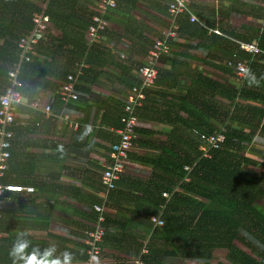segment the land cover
Here are the masks:
<instances>
[{
	"label": "crops",
	"instance_id": "1",
	"mask_svg": "<svg viewBox=\"0 0 264 264\" xmlns=\"http://www.w3.org/2000/svg\"><path fill=\"white\" fill-rule=\"evenodd\" d=\"M29 1L40 8L39 0ZM167 1L119 0L117 6L107 13L108 28L101 36L100 46L96 47L97 51L93 53L89 63H86L84 71L89 66L91 69L83 72L76 82V90L80 94L77 101L63 104L57 98L56 89L65 76H46L56 85L53 88H36L33 96L36 94L34 97L39 100V107L28 104L27 97H23L16 113L15 125L20 127L13 136L15 142L10 164L11 177L25 182L22 183L24 185L32 186L33 190L8 194L2 222L3 237H0V264H30L33 260L36 264H57V261L59 264H65V261L67 264L85 263L87 255L83 239L96 219L92 204L101 201L103 188L99 180L100 174L109 159L110 144L118 138L112 129L119 127L118 116L130 87L128 78L131 77V69L128 64L146 63L149 44L160 37L167 26ZM96 2L74 0L73 10L61 3L52 2L51 9L62 15L71 14L74 22H83L85 17L93 13ZM190 10L200 22L179 24L180 29L190 32L203 27L208 37L216 35L214 29L225 32L233 30L243 37H249L256 29H260L251 41L257 42L264 49V0H190ZM50 18L48 37L40 44L35 55L39 60L52 54L45 46L51 41V37H60L62 27H66L62 16L54 14ZM68 26L69 34H72L76 27L74 23ZM82 31L87 38L86 29ZM180 39L183 40L182 36ZM185 40L181 49L172 44L174 62H177L175 66L179 67L180 72L183 71L178 75L177 84L169 81L174 86L167 83V87H164V82L159 81L162 85H157V89L171 94L183 91L186 88L184 86L190 84L192 79L190 73L198 71L220 85L236 86V89L243 85L244 78H235L224 64L226 58H234H219L221 47L219 50L217 45L212 44L216 55L210 58L206 56L205 48L200 51L197 47H185L186 44L197 43L194 34L188 35ZM57 44L65 46L62 41ZM243 50L249 56L239 58L248 65L251 54L246 49ZM60 52L57 57L64 62L67 53L64 50ZM71 58L74 64L81 60L76 55ZM99 61L102 65L98 64ZM90 62L97 64L90 65ZM170 64L168 59L159 63V67H164L159 70H167ZM58 69L59 67L53 66L52 70L57 74ZM247 87L252 91L257 89L255 85ZM210 93L214 100L223 104L230 103L216 91L210 90ZM164 98L159 93H152L148 99L149 105L139 110L142 112L139 113L138 139L128 155L125 171L117 188L113 194L107 195V229L102 241L101 264L132 262L149 238V223L141 220V210L146 209L149 203L142 204L139 201L143 198L140 188L143 183L160 173L154 168L157 161L154 157L165 147L166 136L172 124L164 114V109H167ZM33 101L32 99L31 102ZM236 102L241 107V117H245L247 109L252 105L264 109V101L250 96L238 95ZM46 104L51 106L50 113L43 110ZM74 121L80 122L76 129L73 128ZM176 125L180 128V124ZM236 127L251 134L241 154L252 161H245L243 165L264 173V132L256 125L243 123L241 120H236ZM246 203L249 204V199H246ZM20 241L25 246L13 253L14 245ZM141 242L143 244L140 246ZM234 243L236 245V238ZM67 254H71L70 260ZM212 258L214 264L227 263L220 249L212 253ZM188 263L189 258L179 255L169 256L163 262ZM201 263L208 264L209 261L203 260Z\"/></svg>",
	"mask_w": 264,
	"mask_h": 264
},
{
	"label": "trees",
	"instance_id": "2",
	"mask_svg": "<svg viewBox=\"0 0 264 264\" xmlns=\"http://www.w3.org/2000/svg\"><path fill=\"white\" fill-rule=\"evenodd\" d=\"M52 2L61 3L67 8L74 9V0H50V6L47 7L46 12L50 15L62 16L66 21V27H62L60 37H51V41L45 46L47 50H51L52 54L43 59L44 61L39 60L35 55L30 60L22 61L15 76L20 81L17 88L22 94L17 109L24 96L27 97L26 102L28 104L31 103L32 99L36 100L34 97L36 94L34 96L33 94L37 87L53 88L56 85L55 82L46 78L47 75L61 78L66 76L69 71H74L75 64L71 56L76 55L80 59L84 58L85 62L89 63L91 56L97 51L96 47L100 46L98 44L102 38L101 36L108 28L107 24L106 28L99 30L100 37L97 39L98 41L88 44L86 35L82 30L87 29L89 24H95L91 20V15L85 17L84 21L82 20L83 22H74L71 20V14L65 13V15H62L57 10L51 9ZM118 2L119 0H115L114 6H106L101 16L107 20V13L115 8ZM38 9L37 5L29 0H0L1 93L10 85L8 70L19 57L17 40L32 27V13ZM94 12L95 8H93ZM169 18L170 15L167 9V26L160 37H157L169 45V51L164 52L154 60L153 63L157 69L156 78L150 87L144 88V90L146 89V98L143 107L149 105L148 99H150L152 93L161 94L167 102H163V104H167V109H164L166 120L172 124L166 136L165 147L154 157V159H157L154 168L159 170L161 174H155L149 182L143 183L140 188L143 198H140L139 201L142 204L149 203L146 209L142 208L141 210L143 214L141 220H147L149 228H151L146 242L147 252L142 253L140 257L144 264H163L165 258L176 255L189 258L188 264H203L201 263L203 260H208V264H214L212 253L216 249H220L224 253L227 263L217 264H261L260 258L264 257V173H258L246 164L243 165L245 161H252L249 157H244L241 154L242 148L250 140L251 134L237 128L236 120L254 124L264 132V117H262L264 109L252 105L247 109L245 117H241L239 115L241 107L236 102V98L238 95H244L264 101V49L259 44L262 52L257 58L250 56L248 71L244 77L243 85L239 89H236V86L220 85L198 70V72L190 73L192 79L190 84L184 86L186 88L183 91H176L171 94L157 89V85H162L159 81L164 82V87H167L169 81L171 83L175 82L176 85L178 75L183 72L182 69V72H180L179 67L175 66L177 62H174L172 44L180 46L181 49L184 46L183 42L186 41L185 38L194 34L197 43L194 45L186 44L185 47H197L200 51L205 48L207 49L206 56L210 58L216 55L212 44L217 45L219 50L221 47L222 53L219 58L226 56L234 58V60L226 58L224 64L235 77L233 70L237 58L241 60L239 57L249 56L240 46L241 42L251 41L253 35L256 36L260 29H256L255 33L249 37H243L233 30L227 32L219 30V33H216L215 36L208 37L206 29L203 27L190 32L185 28V30L179 28V24H189V15L185 12L177 15V34L171 36L166 34L170 24ZM70 23H74V27H76L72 34H69L67 29ZM185 33H188L187 36ZM181 36L183 40L180 39ZM58 41H62L65 46L60 47L57 44ZM43 42L44 40L37 44V49ZM149 47L145 64H134L133 62L128 64L131 69V77L128 78L130 87L141 84V78L137 74L138 67L149 63ZM62 50L67 53V56H64V62L59 61L57 57V54L61 53ZM167 59L171 61L170 66L167 70L160 71L159 68L164 67H159V63H163ZM100 61L98 64L102 65ZM93 64L95 65L97 62H90V65ZM53 66L59 67L57 74L53 72ZM85 67L86 65L82 68L83 71L78 78L82 76L83 72H88L91 69L89 66L84 71ZM132 79H134V82L131 83ZM170 84L168 83V85ZM247 85H250V87L255 85L256 91H252ZM170 86H174V84ZM210 90L223 95L230 103L223 104L214 100ZM72 101L61 102L68 104ZM45 106L43 108L45 113H50L51 109L46 110ZM151 108L155 107L151 106ZM120 115L121 113L118 116L119 126L122 123ZM15 124L16 116L14 122L10 125L13 136L14 132L20 127ZM176 124H180V128ZM138 128L139 125L136 127L137 131ZM217 132L223 134V140L217 141L215 146L206 142L205 149H202L200 144L205 140H201L200 135L207 136L210 133ZM137 139L138 137L135 138V141ZM14 142L12 137L11 146L8 147L9 152L11 151L7 159L8 166L0 180L22 184L25 182L11 177L10 164L14 152ZM184 165H189L190 168L185 169ZM122 175L123 172L115 180V186L108 191V194L114 193ZM185 177H187L186 181H184ZM101 186L104 190V186L102 184ZM175 186H177V190H174ZM163 190L168 191L169 196H163ZM12 192L21 191H9L7 192V198L8 194ZM145 194L151 195L146 197ZM246 199H249V204L246 203ZM161 205H165L163 209ZM5 209L6 207L2 210V217L0 218L1 230ZM159 211L164 222L152 226L153 222L150 220V215ZM1 237H3V234ZM235 238L245 248L235 245ZM142 244V242L139 243L140 246ZM126 264L130 263L126 262Z\"/></svg>",
	"mask_w": 264,
	"mask_h": 264
},
{
	"label": "built area",
	"instance_id": "3",
	"mask_svg": "<svg viewBox=\"0 0 264 264\" xmlns=\"http://www.w3.org/2000/svg\"><path fill=\"white\" fill-rule=\"evenodd\" d=\"M39 10L32 13L31 21L32 27L23 33L17 40V47L19 50V57L15 60L8 70V85L3 93L0 94V179L5 173V169L8 166L7 159L10 156L8 147L11 146V140L13 137V130L10 129V125L14 122L17 105L21 101L22 94L17 88L20 85V81L15 77L19 70L22 61L30 60L32 56L37 54V44L48 37V32L51 27L50 15L46 12L47 7L50 6V0H39ZM114 6L115 0H98L94 5L95 12L91 14V20L95 24H89L86 29L88 44L97 42L100 37L99 30L106 28L108 21L102 17V11L106 6ZM167 9L170 15L169 27L166 30V34L175 36L178 30V23L176 22L177 15L179 13H188L189 20L191 22L198 21V17L190 10V0H168ZM216 33L219 30L214 29ZM240 46L250 52L252 58H257L262 52V48L257 42L243 41ZM169 45L161 40L155 38L150 44L148 54L150 61L147 65L139 66L137 74L141 78V84L139 86L132 85L129 87L124 104L122 106V112L120 115L121 126L112 129L118 136L117 140L110 144L108 152V161L105 163L104 168L100 174V183L104 186L102 195L100 196L101 201L94 202L92 209L96 213V219L91 229L86 232L84 236V242L86 244V259L84 264H101L103 262L102 253V241L106 233V203L108 191L115 186V180L119 178L122 172L125 171L126 161L128 159V152L132 150L135 145V138L138 137L136 127L139 125V110L143 107L145 102V90L153 84L154 79L157 75V69L153 63L164 52L169 51ZM86 62L81 59L75 62V70L70 71L66 74L64 80L60 82L56 89L57 98L63 102L76 101L79 99L80 94L76 90V81L78 76L82 73L83 67ZM247 62L243 60H236L235 68L233 70L236 75L235 78L243 80L247 72ZM33 107H39V100L31 102ZM46 110L51 109L50 105L45 106ZM73 128L79 127L78 121H74ZM89 128H87V131ZM202 143L200 147L205 149L206 142L210 145H216L217 141L223 140L222 133H210L207 136L204 134L200 135ZM185 169H189V165H184ZM187 177L184 178V181ZM175 186L174 190H177ZM33 187L30 185H23L14 182H3L0 180V218L2 217V210L6 207L7 192L9 191H32ZM168 191H163V196H169ZM165 205H161L163 209ZM150 220L153 225H160L164 222L159 214L151 215ZM3 232L0 229V237ZM147 252L146 245L144 244L137 258H135L130 264H144L141 259V254ZM261 264H264V257L260 258Z\"/></svg>",
	"mask_w": 264,
	"mask_h": 264
},
{
	"label": "clouds",
	"instance_id": "4",
	"mask_svg": "<svg viewBox=\"0 0 264 264\" xmlns=\"http://www.w3.org/2000/svg\"><path fill=\"white\" fill-rule=\"evenodd\" d=\"M146 98V97H145ZM145 103V102H144ZM24 243L22 241L17 242L14 247H13V253L19 251L20 249H22V247H24ZM48 254L50 255V250L48 251ZM68 260H70L71 258V254H67ZM26 264H28V262H26ZM30 264H36L35 260H33L32 262H30ZM57 264H59V261H57ZM65 264H67V261H65Z\"/></svg>",
	"mask_w": 264,
	"mask_h": 264
},
{
	"label": "rangeland",
	"instance_id": "5",
	"mask_svg": "<svg viewBox=\"0 0 264 264\" xmlns=\"http://www.w3.org/2000/svg\"><path fill=\"white\" fill-rule=\"evenodd\" d=\"M236 244L245 248V246L243 244H241L239 241H236Z\"/></svg>",
	"mask_w": 264,
	"mask_h": 264
},
{
	"label": "bare ground",
	"instance_id": "6",
	"mask_svg": "<svg viewBox=\"0 0 264 264\" xmlns=\"http://www.w3.org/2000/svg\"><path fill=\"white\" fill-rule=\"evenodd\" d=\"M11 152V151H10Z\"/></svg>",
	"mask_w": 264,
	"mask_h": 264
}]
</instances>
